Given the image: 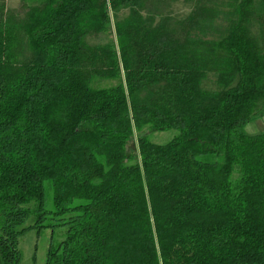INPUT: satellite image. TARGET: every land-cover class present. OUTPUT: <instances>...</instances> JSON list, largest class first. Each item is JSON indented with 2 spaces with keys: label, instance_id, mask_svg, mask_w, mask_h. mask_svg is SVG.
Masks as SVG:
<instances>
[{
  "label": "trees",
  "instance_id": "trees-1",
  "mask_svg": "<svg viewBox=\"0 0 264 264\" xmlns=\"http://www.w3.org/2000/svg\"><path fill=\"white\" fill-rule=\"evenodd\" d=\"M218 1L0 0V264L47 216L45 264H264V0Z\"/></svg>",
  "mask_w": 264,
  "mask_h": 264
},
{
  "label": "rangeland",
  "instance_id": "rangeland-1",
  "mask_svg": "<svg viewBox=\"0 0 264 264\" xmlns=\"http://www.w3.org/2000/svg\"><path fill=\"white\" fill-rule=\"evenodd\" d=\"M5 4V10L12 14L17 19H22L31 3L22 2V0H3ZM214 1V0H208ZM222 0H219L220 2ZM225 1V0H224ZM194 0H163L155 5H151L150 8L158 10L162 16H169L173 21L183 20L193 9ZM127 14V10H121L117 13V16L123 17ZM112 19V18H111ZM252 31L257 33V27L254 25ZM113 32V30H112ZM113 39L112 34L103 33H90L86 37L87 44L94 46L108 42ZM202 86L207 90H217L214 74H209L207 78L202 82ZM177 132L175 130H166L162 132H151L149 138L154 143H165L172 139ZM47 220L53 224L48 228H31L26 231L20 238L19 250L20 261L19 264H45L46 252L49 245L57 243L63 236L64 230L62 227L57 226L58 221L52 216H47ZM33 218H29L26 225L31 224Z\"/></svg>",
  "mask_w": 264,
  "mask_h": 264
},
{
  "label": "crops",
  "instance_id": "crops-1",
  "mask_svg": "<svg viewBox=\"0 0 264 264\" xmlns=\"http://www.w3.org/2000/svg\"><path fill=\"white\" fill-rule=\"evenodd\" d=\"M243 131L247 135H254L264 132V114L246 123L243 127Z\"/></svg>",
  "mask_w": 264,
  "mask_h": 264
}]
</instances>
